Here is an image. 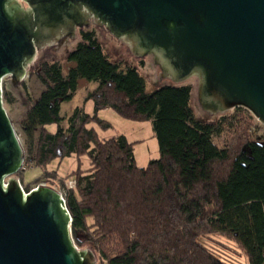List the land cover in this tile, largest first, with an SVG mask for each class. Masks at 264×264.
<instances>
[{
	"label": "trees",
	"instance_id": "trees-1",
	"mask_svg": "<svg viewBox=\"0 0 264 264\" xmlns=\"http://www.w3.org/2000/svg\"><path fill=\"white\" fill-rule=\"evenodd\" d=\"M78 37L66 54V74L57 61H42L30 74L44 90L17 125L24 160L16 177L55 159L87 156L89 168L73 172L70 187L58 183L73 245L91 247L97 264H264V140L252 137L243 115L249 113L236 108L242 114L201 121L191 107V84L147 92L138 69L113 62L94 30ZM80 81L95 84L86 97L93 115L76 108L63 127L61 104ZM2 100L14 104L3 83ZM106 109L150 121L159 158L139 168L134 144L123 136L97 140L88 125L106 128L97 117ZM50 124L56 132L46 130ZM225 125L229 138L219 146ZM47 179L57 180L44 172L24 192Z\"/></svg>",
	"mask_w": 264,
	"mask_h": 264
},
{
	"label": "water",
	"instance_id": "water-1",
	"mask_svg": "<svg viewBox=\"0 0 264 264\" xmlns=\"http://www.w3.org/2000/svg\"><path fill=\"white\" fill-rule=\"evenodd\" d=\"M91 26L135 62L150 58L158 86L195 79L202 121L243 108L264 127V0H0V264L96 263L73 245L60 193L38 186L24 196L12 178L24 152L2 101L4 78L17 91L39 52Z\"/></svg>",
	"mask_w": 264,
	"mask_h": 264
},
{
	"label": "rangeland",
	"instance_id": "rangeland-1",
	"mask_svg": "<svg viewBox=\"0 0 264 264\" xmlns=\"http://www.w3.org/2000/svg\"><path fill=\"white\" fill-rule=\"evenodd\" d=\"M88 30H94L96 36L98 38L99 43L101 44L105 54L113 61L117 63H121L124 65H129L136 67L140 73V75L144 78L146 82V91L152 92L157 87V75L159 73L158 69L154 68L151 65L150 58L139 59L137 62L132 57L125 56L123 54L124 48L117 43V40L114 39L110 34L107 33L106 30L103 29V33L98 27L91 26ZM79 37L77 33V39L74 42H71L67 47L62 48L58 51L52 52L50 47L45 48L41 52H39L34 62L29 66L26 72L25 78L19 84L17 91L11 87L7 78H4L3 84L6 85L7 90L11 94L14 99V104L6 105L3 102V108L5 109L13 127L16 132H18V123L24 116L25 112L36 102L40 93L44 90L42 84L38 81L35 76H31V72L36 69L38 63L42 61H57L61 64L63 68V73L66 74L68 69L71 67L70 64H67L65 61L66 54L72 51L76 43L78 42ZM170 83L167 81H162L161 84ZM193 87L191 107L195 114V117L199 120L205 119V116L201 115L199 110L196 108V80L191 79L187 81ZM23 84V85H22ZM95 88V84L87 83L85 81H80L78 85V89L74 94L73 98L61 104L60 108V116L63 118V122L61 126H66V119L70 116L72 111L76 108H83L84 112L90 116L93 115V103L90 100H86L87 94L91 92ZM3 101V100H2ZM248 112V111H247ZM249 113V112H248ZM227 114L237 115L242 113H237L235 111H230ZM245 117L249 119L248 123L250 125V130L252 132V137L257 139L264 140V127H262L258 121L254 118H250L249 113H243ZM252 116V115H251ZM97 117L100 121L104 122L103 125L107 124L106 128H103L97 122H91L88 125V128H92L95 133L97 140L104 141L117 136H123L127 142L133 143V156L135 165L139 168H145L148 163L152 160H156L159 158V151L156 138L154 136L152 130V124L150 121H133L126 120L117 115L115 112L111 110H102L98 112ZM219 117V116H218ZM217 117V118H218ZM237 117V116H236ZM216 118V120H217ZM247 119V120H248ZM212 121V120H205ZM46 130L50 133H54L57 130L56 124L47 125ZM229 130L227 126H224V131L221 136L215 139L217 145L222 146L228 140ZM89 168V159L87 156L82 155L79 157H69L64 158L62 160H52L50 161L44 170L41 168H31L23 172V175L16 177L17 175H13L12 178L18 180L22 189L26 184H30L33 187V183L36 179H43V173H52L55 174L57 180H43L39 183L38 186H47L54 188L61 194H64L65 190L61 189L59 186L58 180H62L65 182L66 189L71 186L70 182L72 179L69 176L75 171H85ZM35 187V188H36ZM34 189V188H33ZM83 248L89 249L93 252L91 247L84 245ZM83 248H79L78 250H84ZM94 253V252H93ZM95 254V253H94ZM96 263L97 264V256Z\"/></svg>",
	"mask_w": 264,
	"mask_h": 264
},
{
	"label": "built area",
	"instance_id": "built-area-1",
	"mask_svg": "<svg viewBox=\"0 0 264 264\" xmlns=\"http://www.w3.org/2000/svg\"><path fill=\"white\" fill-rule=\"evenodd\" d=\"M2 187H3V188H5V187H6L5 180H4V181H3V183H2ZM21 188H22V187H21ZM34 189H35V188H34ZM22 190H23V189H22ZM23 193H24V196H25V195H27L29 192H28V193H25V192H24V190H23ZM59 193H60V192H59ZM60 195H61V197L63 198V196H62V194H61V193H60ZM63 200H64V198H63Z\"/></svg>",
	"mask_w": 264,
	"mask_h": 264
},
{
	"label": "flooded vegetation",
	"instance_id": "flooded-vegetation-1",
	"mask_svg": "<svg viewBox=\"0 0 264 264\" xmlns=\"http://www.w3.org/2000/svg\"><path fill=\"white\" fill-rule=\"evenodd\" d=\"M20 5L23 9H26V6L23 3L20 2Z\"/></svg>",
	"mask_w": 264,
	"mask_h": 264
}]
</instances>
